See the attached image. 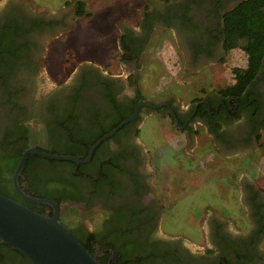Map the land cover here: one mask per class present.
Returning a JSON list of instances; mask_svg holds the SVG:
<instances>
[{
    "label": "flooded vegetation",
    "instance_id": "af4514ba",
    "mask_svg": "<svg viewBox=\"0 0 264 264\" xmlns=\"http://www.w3.org/2000/svg\"><path fill=\"white\" fill-rule=\"evenodd\" d=\"M241 1L151 0L138 28L124 27L118 34L124 35V49L117 37L119 70L113 73L105 63L80 64L46 88L40 69L43 42L62 27L63 11L44 17L20 0H0V138L7 131L26 129L27 147L44 151L69 146L83 158L90 141L106 133L102 131L113 121L135 112L131 121L97 144L88 161L52 169L48 175L54 182L43 186L51 192L46 199L56 204L58 221L99 264H264V179L240 176L235 196L224 199L225 210L203 214L199 237L191 238L187 232L195 226L183 220L184 213H200L202 202L180 192L200 184L196 168L182 170L179 163L163 161L164 155L156 154L161 141L152 139L174 132L165 141L174 139L194 167L208 155L213 157L210 166L217 157L252 155L264 137V65L244 97L214 88L184 104L178 94L182 87L147 86L150 74L140 64L153 29L159 27L169 32L183 70L200 72L226 53L221 18ZM144 125L146 145L139 135ZM72 128L79 143L65 138L64 130ZM201 133L205 141L198 146L194 138ZM204 173L212 174V169ZM19 185L32 195L24 182ZM8 196L34 211L53 214L50 206L20 197L12 185Z\"/></svg>",
    "mask_w": 264,
    "mask_h": 264
},
{
    "label": "rangeland",
    "instance_id": "374dc122",
    "mask_svg": "<svg viewBox=\"0 0 264 264\" xmlns=\"http://www.w3.org/2000/svg\"><path fill=\"white\" fill-rule=\"evenodd\" d=\"M20 1L44 17H56L60 10L63 11L62 27L51 32L52 34H47L43 42L45 50L41 59L44 62L40 64V69L46 81L45 87L49 88L55 82L66 78L80 64L96 66L105 63L107 67L110 65L111 72L115 73L116 69L119 70L120 64L116 60L118 34L124 27L138 28L140 15L149 8L151 0ZM76 1L83 3L84 13L88 15L75 14ZM169 36L166 29L155 27L149 43L142 52L140 64L143 65V71L148 70L150 74L148 78L150 84L147 82V86H159L165 83L170 87L175 85L182 87L178 94L180 95L181 92L183 98L181 101L184 104L193 96L201 95L206 89L221 88L231 84L233 82L231 69L245 66V54L239 48H232L216 62L209 64L195 75H190L183 70L182 60ZM149 120L151 118H148ZM145 129V125L142 126L139 135L142 138L141 142L146 145V137L149 133ZM169 131L171 130L166 132L170 133ZM173 133L166 134L165 137H158L153 133L152 139L161 141L156 154L159 158L163 154V161L165 158L166 161L172 162L171 166L179 163L182 170L193 171V168H196L195 178L200 180V184H195L190 190L184 189V192H180V196L202 202L200 213L196 212L197 209L194 210L195 212L185 211L183 217L184 221L192 222L195 226V230H189L187 234L191 238L196 237L197 234L198 238L197 228L204 225L203 214H209L210 209L215 210V214L221 213L222 209L225 210L224 203L227 200L224 199L235 196V181L240 176L264 179V137H261L258 148L252 155L242 153L228 160L217 157L211 166L207 162L209 163V159L213 157L208 155L207 159L202 160L200 167H194L195 163L189 161L183 148L180 146L177 149L178 143H175L174 139H169V143L165 141V138ZM194 140L199 146L205 141V137L201 133ZM198 149L204 151L205 144ZM209 168L212 169V174L204 173ZM199 169L202 170L201 173ZM211 184L216 186L215 190H212L211 187L214 186ZM202 239L204 240V234Z\"/></svg>",
    "mask_w": 264,
    "mask_h": 264
},
{
    "label": "trees",
    "instance_id": "16d2710c",
    "mask_svg": "<svg viewBox=\"0 0 264 264\" xmlns=\"http://www.w3.org/2000/svg\"><path fill=\"white\" fill-rule=\"evenodd\" d=\"M158 1L166 3L172 0ZM75 4H77V8L75 7L76 15H88L84 13L82 2L76 1ZM221 38L224 52L232 48H239L245 54L246 63L244 67L232 68L233 82L218 89L217 92L236 98L244 97L252 80L256 77L258 70L264 65V0H243L226 11L221 18ZM118 44L120 49H124V35L120 34L118 36ZM119 120L113 121L111 127L109 126L102 132H107ZM65 127L66 125L63 124L64 129ZM16 132L7 131L0 138V194L6 197H9L8 192H10L11 187L12 171L21 152L27 147L25 139L27 130L23 129L20 132ZM64 132L66 139L74 140V142L79 140L73 136V128L71 131L64 130ZM50 135L57 138L55 132L50 133ZM59 138L63 139V136H59ZM92 142L94 141H90L89 143L92 144ZM59 146H53L44 151L53 154L76 156L77 152H74L69 146H62V149H59ZM85 152L86 150L83 154ZM67 164L73 165L69 160L47 159L38 155L29 154L19 174L18 182H24L29 188V191L33 192L32 196L41 198L49 197L50 190L43 186L52 185L51 183L54 182V179L48 173L52 169ZM77 241L87 250L79 240ZM0 264L31 263L16 251L0 243Z\"/></svg>",
    "mask_w": 264,
    "mask_h": 264
},
{
    "label": "water",
    "instance_id": "95a60500",
    "mask_svg": "<svg viewBox=\"0 0 264 264\" xmlns=\"http://www.w3.org/2000/svg\"><path fill=\"white\" fill-rule=\"evenodd\" d=\"M134 117L135 112L95 140L88 147L83 158L69 154L48 153L34 146L25 148L12 171L11 185L23 199L50 206L53 214L46 215L34 211L0 194V243L16 251L31 264H99L71 232L58 221L56 204L49 199L25 193L18 183V176L28 154L47 159L69 160L75 164L88 161L92 151L101 140L112 135L121 125L131 121Z\"/></svg>",
    "mask_w": 264,
    "mask_h": 264
}]
</instances>
